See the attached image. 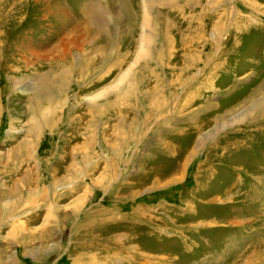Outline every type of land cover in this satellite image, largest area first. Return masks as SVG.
<instances>
[{
    "label": "rangeland",
    "instance_id": "obj_1",
    "mask_svg": "<svg viewBox=\"0 0 264 264\" xmlns=\"http://www.w3.org/2000/svg\"><path fill=\"white\" fill-rule=\"evenodd\" d=\"M0 33V264H264V0H0Z\"/></svg>",
    "mask_w": 264,
    "mask_h": 264
},
{
    "label": "bare ground",
    "instance_id": "obj_2",
    "mask_svg": "<svg viewBox=\"0 0 264 264\" xmlns=\"http://www.w3.org/2000/svg\"><path fill=\"white\" fill-rule=\"evenodd\" d=\"M1 34V33H0ZM262 90V89H261ZM50 91V93H48V91L46 92V93H48V94H43V95H45V96H41V97H39V99H38V101L39 102H43V103H50L51 101H53V99H54V97H55V93H52L51 92V90H49ZM260 92V91H259ZM38 102V103H39ZM42 103V104H43ZM262 103V102H261ZM261 104H258V103H256V106L257 107H259ZM259 109V108H258ZM184 177V176H183Z\"/></svg>",
    "mask_w": 264,
    "mask_h": 264
}]
</instances>
